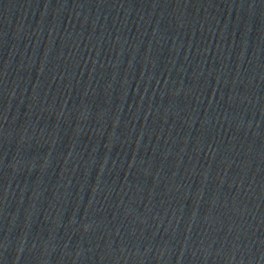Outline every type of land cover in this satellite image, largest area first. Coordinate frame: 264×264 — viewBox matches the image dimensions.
<instances>
[{
  "label": "water",
  "instance_id": "95a60500",
  "mask_svg": "<svg viewBox=\"0 0 264 264\" xmlns=\"http://www.w3.org/2000/svg\"><path fill=\"white\" fill-rule=\"evenodd\" d=\"M0 264H264V0H0Z\"/></svg>",
  "mask_w": 264,
  "mask_h": 264
}]
</instances>
